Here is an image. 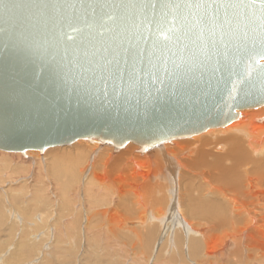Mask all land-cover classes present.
Instances as JSON below:
<instances>
[{
    "label": "water",
    "instance_id": "obj_1",
    "mask_svg": "<svg viewBox=\"0 0 264 264\" xmlns=\"http://www.w3.org/2000/svg\"><path fill=\"white\" fill-rule=\"evenodd\" d=\"M148 2L159 5L164 0ZM225 2L244 6L169 11L166 20L171 24L176 18L181 29L177 36L191 28L194 37L201 27L207 35L214 18L232 33L234 44L249 49L248 54L237 56L232 74H225L219 83L170 91L145 111L135 106L96 110L67 82L91 63H102L110 54L103 50L105 46L139 23V13L123 4L125 0H0V150L44 152L85 139L111 144L116 150L133 143L144 153L175 139L224 128L241 111L264 106V57L252 54L253 48L260 51L252 34L264 14V0ZM197 19L203 20L199 26ZM89 25L92 36L84 39L78 29ZM186 42L190 40L170 45L167 55H184Z\"/></svg>",
    "mask_w": 264,
    "mask_h": 264
},
{
    "label": "rangeland",
    "instance_id": "obj_2",
    "mask_svg": "<svg viewBox=\"0 0 264 264\" xmlns=\"http://www.w3.org/2000/svg\"><path fill=\"white\" fill-rule=\"evenodd\" d=\"M262 119H264V116L259 117L257 121L261 122L260 120ZM86 142L88 143L89 141L86 140ZM167 143L168 142L164 144ZM181 143H183L184 145L187 144L186 141ZM195 143L196 141H192L188 144L194 145ZM89 144L94 143L89 142ZM97 144H100L102 146H111L110 144L103 145L100 142ZM129 144H131V147H134L135 145L133 143ZM205 146V144L202 145L203 148ZM73 148L71 147L72 150ZM125 148L126 147L124 146L119 150L123 151L124 154L122 153L121 156H119L120 158H118L119 160L117 159L118 161H114V163H112V165L109 167V171L111 172H108V175L110 178L114 179L116 177L117 179H119L120 177H122L123 174L118 175V178L117 172H119L118 169L123 167L125 163V157L126 155H128L124 152ZM71 149L69 146L62 151L51 149L46 155H41L42 153L38 151L39 155L32 154L31 156H23L21 152L17 155L16 153L11 154V152H8V155V153L0 151V264H198L200 263V260L205 259V254L204 257L202 256L205 252L206 247H202L203 249L201 248L202 250L199 251V253L195 254L196 257L191 256L190 258V254H188V251L186 249L187 246L185 245V243L187 242V237L185 236L187 234L184 232L183 225V228L177 233L175 239L177 244L179 243V248L176 247V251L170 248V246H174V234L178 229V226L174 225V223V227L173 225L170 226V224L173 220H175L174 222H177L179 217H185L184 214L180 213V210H178V201L176 204L177 207L174 209L177 213V215L175 214V218L169 212L165 217V221L157 225L159 227L155 226L156 228L154 227L153 229L152 226L151 228L153 230L150 228L149 231L151 232L148 235H144V232H146L147 229L142 230V227L135 223L139 222L138 211L130 209L131 212H127L125 211V207L123 206L126 201L122 199L121 194L119 193L120 188L118 191V187L122 186L120 184H122L121 181H123V177L119 179H122L120 182L119 180L114 179L115 183L116 181H118V183H116L114 187L117 188L115 191L112 190V185H105L107 191H104V186H99L97 184V186H99V189L96 186V192H98L99 194L101 192L112 195L109 196L107 194L106 197L108 199L106 197H95V199L93 200L87 198L86 201L85 197L83 196L78 199L80 201L76 200V203L74 194L77 192L76 188H78L79 186L78 181H80V174L78 175L77 173V175L75 174V176L71 175L68 169V162L64 163L65 161L62 162L61 167H58L56 169L54 167L55 158L59 156L56 154H67L69 152H73L74 150L72 151ZM135 149V152L133 151L134 154L139 153L142 155V153L139 152V147H135ZM112 150L113 153H119V151H115L114 146ZM164 151L165 149L163 150V152ZM158 154H160V152H158ZM42 156L44 159H46L43 160V158H41ZM24 157L26 160L24 159ZM36 157L40 159L39 162L41 164H36ZM22 159H24L26 162L29 160L30 161L26 163ZM189 159H191V157ZM33 160L35 163L33 162ZM140 160L141 167H139L140 169H138L137 167V172L141 171V173H143L146 171L154 175L156 171L155 169L158 168L159 165L157 164V158H155L154 156L148 158L143 156L142 158H140ZM45 162L48 164L49 170L46 178L44 177L45 174L43 173L42 169L39 168L41 167L40 165L46 168L44 166ZM159 162L162 163L163 161L159 159ZM223 167L224 166H220L218 164L217 160L209 159V162L207 161V164L203 166V169L204 171L211 170L219 172V170H221ZM162 168V172H164L168 176L167 180L164 182L162 181V183L160 180H157V182L150 180L151 182L149 181L145 185L147 187L146 190L144 188V191L142 192L144 196H147L146 198L143 196V202H147H145L144 204L147 210L151 208H154V210L160 209V206L165 205L167 202L165 198V202H161V205H158L155 202V191L158 192V190L160 189L163 194V192L165 193L166 189L170 188V185L173 186V168L170 167L169 163H167V165H165V167L163 166ZM177 170L179 171L176 175V179L179 185H177V182L175 183V192L178 193V196H182L183 199L187 197V191L191 192L190 200L189 202L184 204V209H188L187 214L190 216L189 218L193 219V221L196 220L195 222L198 223V218L190 214L189 205L192 201H195L199 204H206V202L209 200H221L219 197L213 194L215 192L214 186L222 187L224 185L221 181L216 180V177L220 174V172L217 176H214L211 179L212 185L209 184L208 187L211 194H206L205 190L207 188L201 186L200 180L198 184L195 183V187H191L189 189L190 186L187 183L191 184L193 180V178L191 177V173L184 171L186 172L184 174L182 171H180V167L178 166ZM113 173H115L116 175ZM234 173L237 175V177L240 178L241 183H243L242 169L239 167L234 171ZM70 177H78L76 184L71 183L70 181L68 182ZM125 179V181L128 180V178ZM49 181H51L52 184L48 185ZM159 182L162 187L161 185H158ZM117 184L119 186H117ZM82 186L83 183L81 184L80 192L85 193L86 187L83 189ZM157 186L161 188L158 189ZM224 186L228 189L226 185ZM192 195H194L195 197L193 198ZM234 197H236L235 199L240 201H245L247 198L242 192H238ZM65 198L67 199V201ZM149 198H151L152 202ZM229 198L230 197L224 198L226 204L230 203L229 201H227V199ZM111 199L113 200L111 204L112 207H109V212L111 214L109 212L104 214L103 210L105 207H108L110 205L109 202L111 201ZM234 200L231 204L234 203ZM75 204L77 206L76 208ZM82 205H86V207L81 209L78 214L77 211ZM85 210L88 211V215L86 214V212H83ZM87 216L88 219H90L88 222ZM110 218H115L118 222L115 220L116 223L114 224V222H112L113 220H111ZM120 218L121 220H118ZM200 218L203 217L201 216ZM125 219H129L132 221L130 224H127L128 226L126 225L124 229H116L117 226H120V228L122 227V224L120 222H124ZM211 219L212 218L206 220L210 221ZM166 227H171V230L172 228H174V232L172 231L173 234L170 231V235L172 236L171 242L170 240H168L167 243H165L167 239V236L165 235ZM134 230H136V233H133ZM47 232H50V235L48 237H46V235L44 236V234H46ZM55 234L56 236H54ZM137 235H139L141 238L139 239V236L136 237ZM261 240L264 241V239ZM199 255L201 257H198ZM258 256L262 257L261 253H258ZM258 256H253V258L249 259L248 253L245 252L243 253V259L241 258L240 260L238 258H234L233 256L232 258L231 256H229L230 258L228 257L229 259L227 258L226 262L227 264H264V257L260 259V257ZM194 261L197 262L195 263ZM222 263L223 262H221L220 264Z\"/></svg>",
    "mask_w": 264,
    "mask_h": 264
},
{
    "label": "bare ground",
    "instance_id": "obj_3",
    "mask_svg": "<svg viewBox=\"0 0 264 264\" xmlns=\"http://www.w3.org/2000/svg\"><path fill=\"white\" fill-rule=\"evenodd\" d=\"M261 116H264V106L257 109L243 110L240 112V117L236 121L232 122L231 124L227 125L224 128L209 129L206 132L193 137L184 138V139H175L170 143L169 142L167 144L163 143L160 146L147 150L146 152L142 153V155L139 153L134 154L136 150L135 147L138 148L139 146L134 145V147H131L130 146L131 144H127L125 146L126 148L124 152L127 153L128 155H126L125 157V163L123 162L124 163L123 167L118 169L119 172H117V177L118 175L123 174L122 175L123 178L120 177L123 179V181H121L122 179L119 180L120 179L119 177H118L119 179H117L115 176L114 179H117L119 180V182L120 181L122 182V184H120L122 185L121 187L118 184L117 186H119L118 191L120 188L119 193L121 194L122 199L126 201L125 204L123 203L124 204L123 206L125 207V211L131 212L130 209L138 211L139 222H135V223L138 224L140 227H142V230L147 229V231L145 230L146 232H144L145 234L143 233L144 235H148L151 232L149 230L152 226L153 229L155 226L159 227L157 225L165 221V217L168 215L169 212L175 218V214L177 215V213L176 210L174 209L177 207L176 204L178 201V210H180V213H183L186 218L179 217L177 222H174L175 220L173 221L171 220L172 222L170 226H172L173 223L174 225L178 226L177 227L178 229L175 231L174 234L175 236L174 240L176 239L177 233L184 227V232L187 234L185 236L187 237V242L185 243V245L187 246L186 249L188 251V254H190V258L191 256L196 257L195 254L199 253V251L203 249L202 247H206L205 252L203 253L202 256L204 257L205 254L204 257L205 259L200 260V263L198 264H220L221 262H223L222 264H227L226 260L229 256H231V258L233 256L234 258H238L241 260V258L243 259V253L245 252L248 253L249 259L253 258V256L254 257L258 256V253H261L262 257L258 256L260 257V259L264 257V241L261 240L264 239V123H262L264 121L261 122L257 121V119ZM185 141L187 142L186 145L181 143ZM192 141H196L195 143L196 145L188 144L189 142ZM99 142L101 143V141L95 140L94 142H90L94 144H89V142L87 143L85 139H80L75 143L68 145L70 149L71 147L72 148L74 147L73 148L74 151L71 149L73 152H69L67 154H56L59 156H57L54 161L55 169L61 167L62 162L65 161L64 163L68 162V169L71 175L75 176V174L77 175L78 173V175L80 174L81 176L80 181H78L79 186L78 188H76L77 192L74 194L75 196L74 199L76 203H77L76 200L80 199V197L83 196L85 197L86 201L87 198H90L91 200L95 199V197L105 198L108 193H101L100 192L101 190L99 191L100 194L96 192L97 190H95V187L97 186V184L99 186H104L103 187L104 191H107L105 187L108 185L110 186L112 185L111 188L113 191L117 189L114 187L116 183H118V181H116L115 183L114 182L115 180L109 177L108 172L109 173L111 172L109 171V167L112 165V163H114V161L120 158L119 156H121L123 151H119L120 149L116 150V148L114 147L115 151H119V153L118 152L113 153L112 152L113 146L111 144L110 145L112 147L102 146L100 144H97ZM204 144L206 146L203 148L202 145ZM68 146L67 147L57 146V147H52L50 149L47 148L44 152H41L42 153L41 155H46L51 149L61 150V151L63 149L65 150L66 148H68ZM164 149L165 151L163 152ZM38 151L40 150H28L25 152V154L22 153V155L23 156H27V155L31 156L32 154L36 155L39 153ZM2 152L8 153L6 151H2ZM158 152H160V154H158ZM13 153H16L17 155L20 152H11V154ZM143 156L147 158L154 156L155 158H157V164L159 165L158 168L155 167L156 171L154 175L146 171L143 173H141V171L137 172V167L138 169H140L139 167H141L140 158H142ZM190 157L191 159H189ZM41 158H43V156ZM45 159L43 158V160ZM159 159H161L163 162L160 163ZM209 159H213V160L215 159L217 160L220 166H224L222 168L223 170L222 169L219 170L220 174L218 171H211V170L204 171L203 166L207 164V161L209 162ZM35 160L37 165L41 164L39 162L40 159L37 158ZM167 163H169L170 167L173 168V172H172L173 186L170 185L169 189L164 188L166 190L165 193L163 192L162 194L161 190L159 189L162 187V185L159 182V184L158 183L157 184L159 186L161 185V187L157 186L159 190L157 189L158 192L155 191V199H156L155 202L158 205H161V202H165L164 198L165 200H167V202L165 205H163L164 207L160 206V209H156L160 211H156L154 210V208L147 210L144 205L146 201L143 202L144 195L142 194V192L144 191V188L146 190L147 187L145 185L150 180L156 182L157 180H160L161 183L162 181L164 182L167 180L168 176L164 172H162L163 170L162 167L163 166L165 167ZM40 166L41 167L39 168L42 169L43 173L45 174L44 177L46 178L49 171L48 164L45 162L44 166L46 168H44L42 165ZM177 166L180 167V171H182L184 174L186 172L191 173V177L193 178V180L191 184L187 183L190 186L189 189L191 187H195V183L198 184L200 180L201 186L207 188L205 190L206 194H211L208 188L209 184L212 185L211 179L214 176H217L218 174L219 175L216 177V180L221 181L224 185L228 187L227 189L224 185L222 187L214 186L215 192L213 194H215L221 200H209L206 202V204H199L195 201H192L190 203L189 212L192 216L198 218L197 219L198 223L195 222L196 220L193 221V219H190L189 218L190 216L187 214L188 209H184V204L189 202L190 200L191 192L187 191L186 193L187 197L184 199L182 196L180 195L178 196V193L175 192V183L177 182L176 175L178 174L179 171L177 170ZM239 167L242 169L243 183H241L240 178L237 177V175L234 173V171ZM194 177H196L198 180ZM77 178L78 177L76 178L70 177L68 182L70 181L71 183L76 184ZM125 178H128V180L125 181L126 180ZM82 183H83L82 188L84 189L86 187L85 193L80 192V187ZM50 184H52L51 181L48 182V185ZM177 185H179L178 182ZM99 186H97L98 189ZM238 192L244 193V195L247 197L245 201H240L235 199L236 197L234 196ZM108 195L110 196L111 194ZM144 197L146 198L147 196ZM192 197L194 198L195 196L192 195ZM225 197H230L229 199H227V201L230 202L229 204L225 203L224 201ZM149 199L151 200V198ZM233 200L234 203L231 204ZM112 202L113 200L111 199V201L109 202L110 205L108 204L109 206L104 208L103 210L104 214L109 212V207L110 208L112 207L111 206ZM76 207L77 206L75 204V208ZM84 207H86V205H82L79 208V210L77 211L78 214L81 211V209H83ZM83 212H86V214L88 213L87 210ZM201 216L203 218H200ZM209 218L212 219L210 221H207L206 219ZM89 220L90 219H88L87 216V222ZM111 220H113L112 222H114V224L117 221V219L115 218H112ZM118 220H121V218ZM131 221L132 220L125 219L124 222H120L122 224V227L120 228V226H117L116 229L118 230L124 229V227L127 224H130ZM165 230H166L165 235L167 236L165 243H167L168 240H170L171 242L172 236L170 234L172 233V231L174 232V228H172L171 230V227L169 228L166 227ZM135 231L136 230H134L133 233H136ZM49 233L47 232L46 234H44V236L46 235V237H48L50 235ZM54 236H56V234ZM138 236L139 235H137L136 237ZM138 238L140 239L141 237L139 236ZM176 247L179 248V243L177 244L175 240L174 246L172 247L170 246V248L176 251L177 249ZM257 251H261V252H257ZM198 257L201 256L199 255Z\"/></svg>",
    "mask_w": 264,
    "mask_h": 264
},
{
    "label": "snow or ice",
    "instance_id": "obj_4",
    "mask_svg": "<svg viewBox=\"0 0 264 264\" xmlns=\"http://www.w3.org/2000/svg\"><path fill=\"white\" fill-rule=\"evenodd\" d=\"M123 4L131 5V9L139 13V23L127 35L121 33L122 39L105 46L103 50L110 54L102 63H91L90 68L80 71L67 81L73 91L78 92L96 110H127L135 106L147 111L158 98L170 91L182 92L193 84L212 86L219 83L225 74H232L236 57L249 52L244 44H234L232 33L224 31L223 26L215 23L214 18L207 35L205 28L201 27L194 37L191 28L182 36H177L181 29L176 26V18H173L171 24L166 20L169 11L178 13L193 8L243 7L242 4H229L225 0H198L195 4L191 0H184L183 3L179 0L176 3L164 0L159 5L149 3L148 0H125ZM187 19V15H184L183 21ZM202 23V19L196 20L198 26ZM78 30L84 32V39L91 38L90 25L87 29ZM247 38L248 34L245 33V40ZM181 39L190 40L182 49L185 54L179 58H174V54L167 55L171 50L170 45H175ZM252 40L254 47L255 42H258L260 49L257 53L253 48L252 54L264 57V14L258 18V27L253 29ZM76 68H80V65L77 64Z\"/></svg>",
    "mask_w": 264,
    "mask_h": 264
}]
</instances>
